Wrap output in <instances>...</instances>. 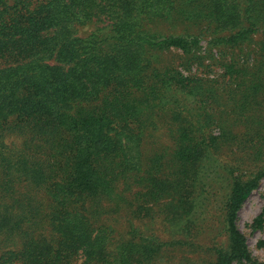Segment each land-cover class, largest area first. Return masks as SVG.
Masks as SVG:
<instances>
[{
    "label": "trees",
    "instance_id": "trees-1",
    "mask_svg": "<svg viewBox=\"0 0 264 264\" xmlns=\"http://www.w3.org/2000/svg\"><path fill=\"white\" fill-rule=\"evenodd\" d=\"M263 181L264 0H0V264H264Z\"/></svg>",
    "mask_w": 264,
    "mask_h": 264
},
{
    "label": "rangeland",
    "instance_id": "rangeland-1",
    "mask_svg": "<svg viewBox=\"0 0 264 264\" xmlns=\"http://www.w3.org/2000/svg\"><path fill=\"white\" fill-rule=\"evenodd\" d=\"M94 29L92 26L78 28V35L87 36ZM206 46V42H203ZM264 181L258 191H255L247 200L239 213L238 225L246 236L252 254L264 263V228L254 229L253 222L264 207Z\"/></svg>",
    "mask_w": 264,
    "mask_h": 264
}]
</instances>
